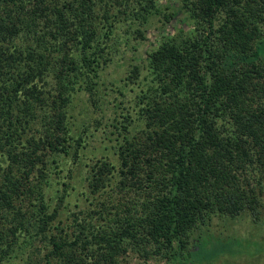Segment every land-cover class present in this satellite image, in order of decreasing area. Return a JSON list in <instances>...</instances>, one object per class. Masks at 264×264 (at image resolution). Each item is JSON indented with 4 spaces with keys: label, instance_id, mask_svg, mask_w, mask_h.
Wrapping results in <instances>:
<instances>
[{
    "label": "trees",
    "instance_id": "obj_1",
    "mask_svg": "<svg viewBox=\"0 0 264 264\" xmlns=\"http://www.w3.org/2000/svg\"><path fill=\"white\" fill-rule=\"evenodd\" d=\"M263 212L264 0H0V264H186Z\"/></svg>",
    "mask_w": 264,
    "mask_h": 264
},
{
    "label": "rangeland",
    "instance_id": "obj_2",
    "mask_svg": "<svg viewBox=\"0 0 264 264\" xmlns=\"http://www.w3.org/2000/svg\"><path fill=\"white\" fill-rule=\"evenodd\" d=\"M182 24V15L165 25L155 20L147 34L148 41L136 45L139 51L125 49V58L106 71L103 78L107 85L111 82L118 84L133 65L139 64L140 56L157 46L163 36L178 35ZM93 143V146H99ZM213 224L214 227L195 233L199 247L186 255V264H264V212L260 214L259 220L244 214L237 219L215 220ZM130 260L133 264L138 263L132 258Z\"/></svg>",
    "mask_w": 264,
    "mask_h": 264
}]
</instances>
